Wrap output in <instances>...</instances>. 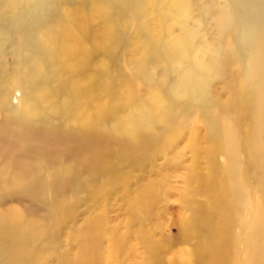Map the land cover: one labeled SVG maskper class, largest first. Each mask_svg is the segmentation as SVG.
<instances>
[{
	"label": "rangeland",
	"instance_id": "1",
	"mask_svg": "<svg viewBox=\"0 0 264 264\" xmlns=\"http://www.w3.org/2000/svg\"><path fill=\"white\" fill-rule=\"evenodd\" d=\"M262 21L264 0H0V264H264Z\"/></svg>",
	"mask_w": 264,
	"mask_h": 264
},
{
	"label": "bare ground",
	"instance_id": "2",
	"mask_svg": "<svg viewBox=\"0 0 264 264\" xmlns=\"http://www.w3.org/2000/svg\"><path fill=\"white\" fill-rule=\"evenodd\" d=\"M262 22H263V25L261 26L262 30H261V34L259 36L260 42L256 46V48H254V51H253L255 53L258 52L259 53V57L261 56V60L259 62L260 63V67H261L260 71H259L260 77H261V85L258 87V89L256 90V93H255L254 104L256 103V105L253 104V108L256 107V111L253 109L254 110V115H253V118H252V121L253 122L257 121V123H256L255 129H253V130L251 129L249 138H251L250 142L252 144H253V141H257L258 144H257L256 147L262 148L264 150V147L260 146L261 144H264V140L260 139V137L264 135V116H263L264 115V111H263L264 110V21H262ZM69 30H67V32H66L67 40H66L65 46L66 45L68 46V50L70 51V53H72V55H77L76 52L78 50H81L82 46L77 44L78 37L76 35L72 36V33H71L72 31H69ZM81 52H83V50H81ZM85 56H87L86 53H85ZM82 74H83V77H84L87 74H89V71L86 70V72H85L84 70H82ZM83 77H82V79H83ZM91 78L93 79V76ZM80 82H82V81H80ZM83 84H85V82ZM84 86L85 87H82V88L85 89L88 86V84H87V86L86 85H84ZM90 86L91 85H89V87ZM89 89L90 88H88V91H89ZM45 136H48V135L45 134ZM45 136L43 137V135H39V134L33 135L34 139H44V140L46 139ZM257 138L260 139L261 141L257 140ZM87 140H89V141H87ZM85 142H86V144H80V145L74 144L76 146L73 147V149L71 151L72 152H82L81 150H84V148H87L88 144H91L93 146L96 145L95 146L96 148H98V147L102 148V146H103L101 141H94V140H92V138L91 139L90 138L86 139ZM66 143H69V141H67ZM254 150L258 151V149H256V148H254ZM7 151H8L7 152L8 156H14V153L19 152V149L16 147V145H13V146H10V148L7 149ZM31 154L32 155H30L28 153L25 154V156H26L25 161H22V159L24 160V154L18 155V157L21 160H18V158H17L16 159L17 161L16 160L12 161L13 167L16 169V171H21V172L27 173V174L31 173V171L33 170L34 165L32 163L30 164V162H28L26 159H31L30 157H32V156H38V154H39L38 153V149H35V151L34 150L31 151Z\"/></svg>",
	"mask_w": 264,
	"mask_h": 264
}]
</instances>
